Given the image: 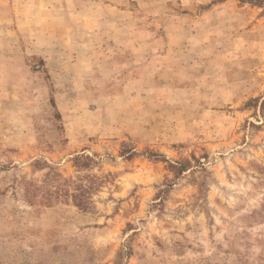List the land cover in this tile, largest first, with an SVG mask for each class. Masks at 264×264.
I'll return each mask as SVG.
<instances>
[{
    "label": "rangeland",
    "instance_id": "374dc122",
    "mask_svg": "<svg viewBox=\"0 0 264 264\" xmlns=\"http://www.w3.org/2000/svg\"><path fill=\"white\" fill-rule=\"evenodd\" d=\"M262 101L264 0H0V264H264Z\"/></svg>",
    "mask_w": 264,
    "mask_h": 264
},
{
    "label": "trees",
    "instance_id": "16d2710c",
    "mask_svg": "<svg viewBox=\"0 0 264 264\" xmlns=\"http://www.w3.org/2000/svg\"><path fill=\"white\" fill-rule=\"evenodd\" d=\"M262 102L264 103V101H262ZM85 158L88 159L89 157L86 156ZM178 169L183 171V170L188 169V167L184 163H181ZM75 189L78 191L74 194H71L72 199H73V203L80 208H84L85 207V201H86V199L84 197V192L86 191V188L84 186L79 185L78 187H75ZM51 196H52V194L48 195L45 198H51Z\"/></svg>",
    "mask_w": 264,
    "mask_h": 264
}]
</instances>
